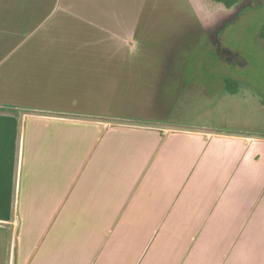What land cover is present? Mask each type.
<instances>
[{"label": "crops", "instance_id": "obj_1", "mask_svg": "<svg viewBox=\"0 0 264 264\" xmlns=\"http://www.w3.org/2000/svg\"><path fill=\"white\" fill-rule=\"evenodd\" d=\"M51 1L0 0V264H264V137L64 112L114 38Z\"/></svg>", "mask_w": 264, "mask_h": 264}, {"label": "rangeland", "instance_id": "obj_2", "mask_svg": "<svg viewBox=\"0 0 264 264\" xmlns=\"http://www.w3.org/2000/svg\"><path fill=\"white\" fill-rule=\"evenodd\" d=\"M55 2L104 15L95 20L114 38L88 51L90 81L64 112L264 137V0L231 8L210 0Z\"/></svg>", "mask_w": 264, "mask_h": 264}, {"label": "trees", "instance_id": "obj_3", "mask_svg": "<svg viewBox=\"0 0 264 264\" xmlns=\"http://www.w3.org/2000/svg\"><path fill=\"white\" fill-rule=\"evenodd\" d=\"M210 1H213V2H216V3H221L223 4L226 8H231L235 5H237L241 0H210ZM53 4H55V1H53ZM52 8V6L50 7ZM260 38L262 40H264V24L262 25L261 27V30H260ZM231 79L230 78H226V81H225V88L226 89H231L233 86L231 85ZM2 108H10V107H7V106H1Z\"/></svg>", "mask_w": 264, "mask_h": 264}]
</instances>
